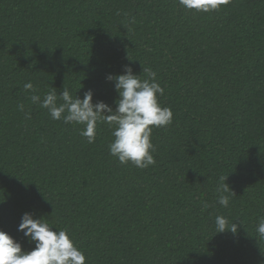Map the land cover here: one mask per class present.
I'll return each instance as SVG.
<instances>
[{"label":"trees","instance_id":"obj_1","mask_svg":"<svg viewBox=\"0 0 264 264\" xmlns=\"http://www.w3.org/2000/svg\"><path fill=\"white\" fill-rule=\"evenodd\" d=\"M125 67L155 72L173 113L146 169L110 155L114 125L88 143L24 89L91 90L115 110L106 77ZM25 213L66 230L86 264H264V0L207 13L179 0H0V231L31 251ZM216 216L237 232L217 233Z\"/></svg>","mask_w":264,"mask_h":264},{"label":"clouds","instance_id":"obj_2","mask_svg":"<svg viewBox=\"0 0 264 264\" xmlns=\"http://www.w3.org/2000/svg\"><path fill=\"white\" fill-rule=\"evenodd\" d=\"M230 0H179V4L186 10L196 12L216 11L227 5ZM148 79L141 80L134 75L130 67H125L124 73L116 76L109 75L106 79L114 81V88L119 99L113 110L104 102L93 103L91 90L84 94V98L73 96L67 88L62 94H57L55 88L46 93L43 98L36 94L37 89L29 82L24 84L25 91L33 94L30 99L33 104L46 109L53 120H62L65 124H79L84 126L80 133L88 143H94L96 128L99 122L114 127L113 141L109 144V153L118 161L127 165L146 169L155 164L152 152L155 147L151 142L154 128L167 127L172 123L173 113L170 108L161 107L158 96L164 95V89L156 82V73L150 68H143ZM24 111V105H18ZM25 119H31L30 113H25ZM223 179L218 187L220 193L218 203L228 207L230 196L235 193ZM216 232L230 231L235 234L237 225L224 216L215 218ZM53 227L42 219H36L30 213L21 218L18 231L34 244L31 251H23L19 242L7 233L0 231V264H86V257L75 245L66 230L53 231ZM256 231L264 238V217L258 221Z\"/></svg>","mask_w":264,"mask_h":264}]
</instances>
